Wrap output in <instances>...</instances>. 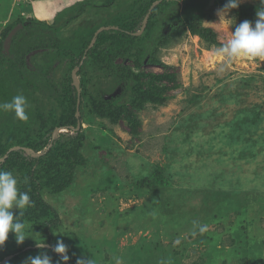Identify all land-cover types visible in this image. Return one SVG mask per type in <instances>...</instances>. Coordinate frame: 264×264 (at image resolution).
Instances as JSON below:
<instances>
[{
	"label": "rangeland",
	"instance_id": "374dc122",
	"mask_svg": "<svg viewBox=\"0 0 264 264\" xmlns=\"http://www.w3.org/2000/svg\"><path fill=\"white\" fill-rule=\"evenodd\" d=\"M19 15L46 27L21 24L3 48ZM245 20L257 16L225 10L224 0H0V104L23 95L28 115L0 110V170L36 201L28 170L74 159L60 192L38 180L42 201L21 217L29 237L18 245L10 232L0 264L41 253L57 264L38 250L49 240L68 246V264L264 258V61L216 55ZM197 22L217 43L190 34ZM178 25L185 31L172 36ZM134 78L142 105L130 102ZM115 102L125 103L120 113L103 114ZM43 201L61 221L49 232L54 213Z\"/></svg>",
	"mask_w": 264,
	"mask_h": 264
},
{
	"label": "clouds",
	"instance_id": "9594fccd",
	"mask_svg": "<svg viewBox=\"0 0 264 264\" xmlns=\"http://www.w3.org/2000/svg\"><path fill=\"white\" fill-rule=\"evenodd\" d=\"M239 3L240 0H228L225 10L238 8ZM260 4L262 7L256 12L255 24L245 20L236 26L231 32L230 39L217 50L216 55L219 58L228 63L245 58L249 61L256 59L264 61V0H260ZM26 108L27 100L23 95L14 96L10 102L0 104V110L14 112L15 118L20 121L28 120ZM17 184L18 180L11 171L0 170V249L3 248L10 232L14 233L18 245L23 244L29 237L26 234L27 225L25 220L21 221V217L24 216L26 209L33 205L29 194L20 192ZM13 208L19 210V215L15 218L11 211ZM201 231L204 229L202 228ZM37 246L43 248L45 244L38 242ZM52 251L59 257L57 264H68L69 249L63 240H57L52 246ZM25 264H52V258L46 253H41L35 257H28ZM76 264H92V262L77 259ZM115 264H123V262L117 257Z\"/></svg>",
	"mask_w": 264,
	"mask_h": 264
},
{
	"label": "trees",
	"instance_id": "16d2710c",
	"mask_svg": "<svg viewBox=\"0 0 264 264\" xmlns=\"http://www.w3.org/2000/svg\"><path fill=\"white\" fill-rule=\"evenodd\" d=\"M227 3H228V0H224V4L226 5ZM260 7H262V5L259 7H251V6L249 7V6L239 4L238 8L231 9V10L236 11L243 18H255L256 12ZM144 12L146 13L147 9H144ZM173 17L175 18V20H177L179 16L174 15ZM12 22L7 23V25H5V28H4L3 32L1 33L2 37L6 36V34L13 27H15L18 24H20V25L23 24L24 26H27V24H28L29 26H27L26 28L32 27L36 24L41 30L44 27H46V24L44 22L36 21L35 19L26 18L25 16L21 17L20 15L18 17V21L14 22V23H12ZM172 29H173V27L171 28V30ZM184 31H185V26L184 25H178V27H175V29L172 30L171 35L177 36V35L183 33ZM37 32H39V31H35L34 34L38 35ZM189 32H190V34L198 35L201 39H203L204 41H206L208 43H217L216 33L211 28L202 26L201 23H199V22L190 23ZM127 33H129L127 30H121V29L119 30V34L121 36H123ZM29 34H31V32H29ZM132 34L133 33H131V35ZM39 39H41V38H39ZM165 40H166V37H162L161 41L163 43ZM14 41H15V39H14ZM85 53L86 52H84V51L79 53L80 58H82L85 55ZM11 56H13V55L11 54ZM5 58H6V56L2 53V46L0 44V65L2 64L1 62H3L5 60ZM9 60L11 61V59H9ZM122 68H123V71L126 72V75L129 76L130 75L129 68H126L125 66H123ZM134 79H135V82L132 83V85L128 84L129 89L131 91V93L129 95H130V102L132 104L139 103V102L135 101L136 100L135 98H137V91L135 89L136 78H134ZM72 88L74 90L76 89L74 85H72ZM123 104H125V103H121L119 105L116 102L114 104L108 103L107 105L104 106L105 109L102 112H104L103 114H105V113L112 114L114 111V113L117 112V114H115V115H118L121 111V108L123 107ZM139 104L142 105V102ZM74 119H76V118H74ZM64 159H65L64 162L62 161L60 164L58 163L59 165H61L59 168H58V166L55 168V167H47V166L45 167V166L39 165L36 168H34L33 170H28L27 175L29 176V178L33 182V184L35 185L34 191L32 193V197L36 196V201L34 199H31L32 205H33L31 207H34V208L39 207L38 204H40V202L42 201V197H41V194L39 192V186H41V183L39 184L38 180H40L41 182H42V180H44V182H45L47 179H48V181L50 179V181L53 182V184L51 186V191H53L54 193L60 192L70 183V177L67 174V169H69L70 166L73 167L74 159H73L72 155H70V156L66 155V156H64ZM67 178H68V180H67ZM44 205L48 206L54 213L53 218L51 220H49L46 223V225L43 227V230L45 232H49L51 227H53L55 225L56 226L59 225L61 221L58 218L57 213L51 208V206H49L46 202H44ZM31 207L27 208L28 213H30V216L33 213V210H30ZM49 244L51 245V247H43V248L39 247L38 250H40L41 252H47V251L53 252L52 246L55 244L50 240H49ZM22 251H23V249L18 250L14 254L18 255ZM221 264H232V263H227L226 261H222ZM235 264H264V258H256L252 261H243V262L235 263Z\"/></svg>",
	"mask_w": 264,
	"mask_h": 264
},
{
	"label": "water",
	"instance_id": "95a60500",
	"mask_svg": "<svg viewBox=\"0 0 264 264\" xmlns=\"http://www.w3.org/2000/svg\"><path fill=\"white\" fill-rule=\"evenodd\" d=\"M22 27V25H17V26H15L13 29H11V31L8 33V35L6 36V38H5V40H4V42H3V48H7L8 47V45H9V43H10V41H11V38L14 36V34L16 33V31H17V29H19V28H21ZM100 30H98V32H99ZM134 34H137V33H134ZM75 74H73V76H74ZM78 101H79V99H78ZM76 116H78V115H76Z\"/></svg>",
	"mask_w": 264,
	"mask_h": 264
},
{
	"label": "crops",
	"instance_id": "0c3cea01",
	"mask_svg": "<svg viewBox=\"0 0 264 264\" xmlns=\"http://www.w3.org/2000/svg\"><path fill=\"white\" fill-rule=\"evenodd\" d=\"M19 2V1H18Z\"/></svg>",
	"mask_w": 264,
	"mask_h": 264
}]
</instances>
